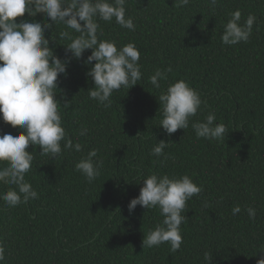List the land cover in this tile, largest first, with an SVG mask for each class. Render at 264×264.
Wrapping results in <instances>:
<instances>
[{
	"label": "trees",
	"instance_id": "16d2710c",
	"mask_svg": "<svg viewBox=\"0 0 264 264\" xmlns=\"http://www.w3.org/2000/svg\"><path fill=\"white\" fill-rule=\"evenodd\" d=\"M125 9L134 31L114 19L97 20V35L118 49L134 43L142 77L129 89L114 91L110 107L89 98L94 82L87 73L95 61H85L91 49L58 77L55 99L62 127L82 150L64 149L52 158L29 145L34 159L25 180L39 198L15 207L0 200L2 264H206L205 252L211 253V264H256L264 256V0H218L215 8L208 0H190L183 7L178 0H127ZM237 9L241 23L249 14L256 16L252 35L246 43L224 45L223 26ZM21 20L50 24L44 32L49 47L67 59L70 41L59 35L66 26L43 13L30 17L26 12L16 18ZM169 66L161 89L155 88L149 77ZM178 80L195 89L202 104L187 129L168 134L160 127L159 95ZM209 113L226 127L221 141L197 139L191 127ZM21 131L0 118V135ZM161 140L169 146L167 159L156 162L150 152ZM92 149L103 167L88 183L75 164ZM154 173L188 175L203 189L186 202L183 243L176 252L168 243L143 247V238L163 220L159 208L137 205L132 214L128 211L143 179ZM10 187L15 188L0 183V193ZM236 205L241 212L233 215ZM246 207L256 209L254 220Z\"/></svg>",
	"mask_w": 264,
	"mask_h": 264
},
{
	"label": "clouds",
	"instance_id": "9594fccd",
	"mask_svg": "<svg viewBox=\"0 0 264 264\" xmlns=\"http://www.w3.org/2000/svg\"><path fill=\"white\" fill-rule=\"evenodd\" d=\"M189 2L178 0L181 7ZM126 3L127 0H0V118L13 128L19 126L22 129L15 136L0 135V165H3L0 166V183L15 186L0 193V200L9 207L39 198L37 191L25 180L34 159L27 151L29 145L39 146L41 155L52 158L58 157L64 149L82 150L79 142L73 144L67 137L55 99L58 77L66 75L72 59L80 60L85 50H92L85 61L89 65L95 61L87 73L94 82L88 94L104 107L111 106L110 97L114 91L122 87L129 89L141 79L140 52L135 44L129 42L118 49L114 41L100 40L97 35V20L111 22L114 19L122 28L135 30L133 19L126 17ZM208 3L215 8L218 0H208ZM26 12L30 17L43 13L55 25L66 26L67 30L59 35L70 41L64 45L67 59L55 56L49 47L44 32L50 24L28 20L16 22V18L24 17ZM241 15L237 9L223 26L221 41L224 45L246 43L252 35L256 16L249 14L241 23ZM72 32L78 35L73 36ZM171 71V66L164 71L157 69L149 77L150 83L161 89L159 81L166 80ZM159 103L162 108L160 127L173 134L189 127L190 118L197 114L202 100L187 82L178 80L161 90ZM216 121V115L209 113L204 122H193L191 127L197 139L223 140L226 127ZM86 133L87 129H81L80 135ZM61 141H64L63 149ZM166 147H169L168 143L161 140L152 148L150 155L157 158L156 162H160L162 156L167 159ZM96 156L97 150L92 149L75 164V170L88 183L100 175L103 167L102 160L93 159ZM202 191V186L195 184L188 175L169 177L154 173L143 179L139 195L128 204L129 214L139 205L145 209L159 208L163 217L162 222L143 238V247L168 243L171 252L178 251L183 243L180 226L187 219L182 214L186 211V202ZM245 211L249 219L256 218L255 208L246 207ZM240 212L239 205L233 207V215ZM203 259L206 264H211V253L205 252ZM4 260L5 246L0 242V264ZM256 264H264V256L257 259Z\"/></svg>",
	"mask_w": 264,
	"mask_h": 264
}]
</instances>
